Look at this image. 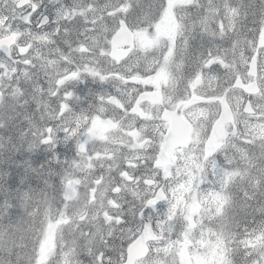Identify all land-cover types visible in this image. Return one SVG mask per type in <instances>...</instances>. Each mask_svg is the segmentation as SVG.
<instances>
[{
  "label": "flooded vegetation",
  "instance_id": "1",
  "mask_svg": "<svg viewBox=\"0 0 264 264\" xmlns=\"http://www.w3.org/2000/svg\"><path fill=\"white\" fill-rule=\"evenodd\" d=\"M63 2L68 3L69 0H63ZM18 3L26 7L29 0H18ZM44 6L49 9L50 14L55 8L60 7L59 4L50 3V0H44ZM0 13L7 14L3 7H0ZM69 20L72 18L69 17L62 22L59 37L53 35L29 38L27 32H11L0 25V29L7 33L6 35L0 34V40L7 37L16 38L10 54L16 56L17 60H20L22 56H29L37 65L32 69V72L36 73L39 70L38 83L44 88L43 92L39 88L33 92L32 82L25 83L21 80L20 88L26 89V92L21 94L20 91H15L11 95L12 100L18 102L15 105V110L21 111L29 118H48L55 121L62 118L63 121L70 119L67 130L72 135L68 139V144L70 148H77L79 151L80 171L77 177L82 181L79 187V197L83 205L90 208L95 205V202L100 203V207L96 208V211L106 218L105 223L110 230H113L115 226L131 223L133 213H139L140 220L151 218L155 222L163 212L159 210L160 207L162 206L164 210L170 204L171 190L178 177L177 170L184 159V153L185 156L189 155V159H193L191 161L194 169L191 172L193 174L191 178L193 189L196 185L208 189V185H203L199 179L203 165L202 162H198V158L202 161L208 157L205 147L210 134L207 139H204V134L205 132L211 133L215 122L209 129L206 114L215 112V104L223 99L217 93L225 89L226 85L223 80L219 82L214 80L210 84L206 80L195 82L197 87L193 89L192 97L197 96L202 99L197 104L207 107L198 109L196 116H193L192 113L185 115L190 107L182 111L187 122L192 125V138L187 147L175 150L174 155L178 162L171 167L169 176L166 177V166L160 163L159 158L171 126L167 117L176 112L181 104L179 102L173 104V98L184 94L179 80H173L174 67L170 66V75L165 81L162 75L158 80L153 79L156 78L155 74L158 73V70L152 74L153 72L147 73L148 70L147 72L144 70L147 67L144 66L125 67L136 58L137 52L141 49V44L137 39L135 54L131 58L123 60L115 59L112 56L114 36L107 44L102 37H94L87 48L70 51L69 47L62 42L65 39H70L73 45L76 42L75 35L66 36L63 32L65 25L70 27ZM72 22L75 23V20ZM32 28L34 32L40 31L35 24L32 25ZM45 31L50 32L51 28H47ZM108 45H110V49L105 51L104 48ZM18 46L23 47V52L20 55H17ZM144 47L145 49L149 48L148 44H145ZM127 49V47H122L121 50ZM101 54L104 55V58ZM4 56L6 54L0 52V57ZM95 57L98 61H95ZM99 61L103 62L99 64ZM82 66L92 74L86 77ZM132 69H138L140 79H130L128 73ZM85 78L87 79L86 84L84 83ZM0 79L3 80L4 85L9 83L6 76L0 77ZM32 79L33 82H36L35 76ZM76 81H79L78 92L82 98L79 101L73 98L75 93L69 96L64 95L67 88L77 87ZM12 83L15 84V81ZM125 89H127V93L123 96V102L118 95L94 96L90 94V92L120 93ZM145 89L149 90L145 91ZM3 90L0 88V91ZM57 90L60 95H52V92ZM138 90L139 95H137ZM197 90L199 94H196ZM228 92L231 93V91ZM144 93H156L157 95L142 98ZM7 97L6 94L0 95V105L7 101ZM133 97H135L134 101ZM61 99L66 100L67 103H59ZM129 102H131L130 106ZM21 103H26V106H20ZM85 104L92 106L86 107ZM151 125H155V127ZM206 125L207 127L204 128ZM232 125V131L235 132V122ZM226 128L228 131V125ZM151 137H160V139ZM238 154L236 151L235 158L239 157ZM160 192L167 195V201L159 204L158 212L154 213L148 204ZM165 244L167 243H157L156 245ZM157 246H151L152 252L148 260H142L136 264H148L152 257H155L153 254L156 253ZM161 255L167 264H172L169 257L167 258L163 253Z\"/></svg>",
  "mask_w": 264,
  "mask_h": 264
},
{
  "label": "snow or ice",
  "instance_id": "2",
  "mask_svg": "<svg viewBox=\"0 0 264 264\" xmlns=\"http://www.w3.org/2000/svg\"><path fill=\"white\" fill-rule=\"evenodd\" d=\"M50 3L60 5L51 14L49 9L44 6V0H29L26 7L20 5L18 0H0V7H3L7 13H0V25L11 32H27L29 38L53 35L59 37L62 22L71 17L75 23L69 20L70 27L65 25L63 32L66 36L75 35V45L70 39H65L62 42L69 47L70 51H78L81 48H87L94 37H102L107 44L111 37L120 31L121 25L130 32H134L141 26L154 25L169 11L176 12L178 31L175 42L164 41V47L159 50V55H151L145 59L158 61L152 73L154 74L160 68L169 67L164 57L168 55V49L172 48L173 80L178 79L184 91L183 95L173 98V104L187 103L193 96V89L197 87L195 83L197 80H206L209 84L213 80L224 81L226 88L217 93L223 97V101L215 104V112L207 124L210 129L212 123L220 118L226 107L233 112L237 127L233 132V125L228 124V135L223 146L202 161L198 158V162H202L203 165L199 177L200 182L203 185L211 186V188L202 189V191L206 193L207 191L222 190L226 175L243 170L234 164V153L242 147L240 144H236V140L244 141L257 129L264 128V47L257 51V44L264 38V16H261L255 4L237 5L227 2V0H223L222 3H216L215 0H206V2L189 0L183 5H174L173 0H69L68 3H64L63 0H50ZM239 17H244L245 22L239 21ZM249 18L250 23H246ZM238 23L239 31L234 27ZM33 24L40 31L34 32ZM47 28H51V31H45ZM0 34L6 35L7 33L0 29ZM241 40L245 42L243 49L238 47ZM226 44L227 46H225ZM109 49L110 45L104 48L105 51ZM4 51L8 53L7 49ZM22 52L23 47L18 46L17 55ZM33 55H35L34 52ZM229 56H231V61ZM254 59L255 64L253 65ZM136 60L139 62L138 57ZM233 62L238 65L234 72L231 71ZM36 67L37 65L29 56H22L20 60H17L16 56L8 53L6 56L0 57V77L6 76L9 82L4 85L3 80L0 79V88L4 89L0 91V95L11 96L15 91L24 94L26 89L20 88L21 80L25 83L32 82L33 92L37 88L43 92V85L38 83L39 70L36 73L32 72V69ZM125 67H131V63L126 64ZM134 74L135 72L128 73V75ZM33 76L36 77V82H33ZM12 81H15V84ZM46 83L49 82L46 81ZM84 83H87L86 78ZM75 84L77 87L67 88L64 95L69 96L75 93L73 98L79 101L82 99L78 92L79 81H76ZM253 87L256 91H250ZM147 90L149 89H145V91ZM228 90H231L230 94ZM126 93L127 89L120 93L90 92L94 96L118 95L122 102ZM196 94H199L198 90ZM52 95L59 96L60 92L53 91ZM137 95H139V90ZM132 99L134 101L135 97ZM59 103L63 104L67 101L61 99ZM130 104L131 102H129V106ZM206 107L202 104H195L187 109L185 115L192 113L193 116H196L198 109ZM62 126L63 118L56 123L40 126L39 131L43 133L41 139L48 135L45 129H54L56 137L59 138ZM151 126L155 127V125ZM240 126L243 127V133L240 132ZM209 134L210 132H205L204 139H207ZM151 138L160 139V137ZM242 150L244 153L248 151L246 147ZM64 157L65 160L68 159L67 152ZM55 159L60 160V157L55 155ZM43 167L44 164H41V168ZM261 186H264V179H261ZM34 193L35 190L29 188L27 191L19 193L18 201L22 202L25 197ZM0 208L5 209L9 217L17 214V204H12L7 200L0 203ZM159 210L163 211L162 206ZM147 222V220L141 219L137 228H142ZM251 231L252 235L260 234L264 237V219L256 221L255 227ZM253 260L256 264H264V260L259 258H253ZM242 261L243 264H253V261L244 258Z\"/></svg>",
  "mask_w": 264,
  "mask_h": 264
},
{
  "label": "trees",
  "instance_id": "3",
  "mask_svg": "<svg viewBox=\"0 0 264 264\" xmlns=\"http://www.w3.org/2000/svg\"><path fill=\"white\" fill-rule=\"evenodd\" d=\"M215 2L222 3L223 0ZM227 2L256 4L258 0ZM238 20L245 22L243 17ZM246 23H250V18ZM236 28L240 30L239 23ZM241 45L245 46L243 40ZM236 67L233 62L231 69L235 71ZM248 150L250 162L243 161L239 187H233L230 192L232 211L224 216L233 224V232H240L241 235L252 232L256 221L264 219V186H261V179H264V138L251 144ZM65 152L67 160L64 159ZM74 153L72 148L46 150L35 135L30 120L17 114L11 105H6L0 116V178H3L0 180V203L7 200L17 204V214L11 217L0 208V260L6 261V264H101L96 257L101 253L117 257L120 264L119 255L114 250L125 251L134 225L118 227L113 235H108V231L102 229L105 221L101 217L97 222L96 217L83 219L73 207H67L63 202L65 182L75 172ZM55 155L60 160H56ZM41 164H44L43 168ZM248 172L253 173V183L246 178ZM29 188L35 193L19 202V193ZM53 221L60 223L58 252L47 263L38 259L46 227ZM235 222H239L240 226ZM91 245H95L96 252L89 255L84 250Z\"/></svg>",
  "mask_w": 264,
  "mask_h": 264
},
{
  "label": "rangeland",
  "instance_id": "4",
  "mask_svg": "<svg viewBox=\"0 0 264 264\" xmlns=\"http://www.w3.org/2000/svg\"><path fill=\"white\" fill-rule=\"evenodd\" d=\"M188 2L189 0H173L174 5H183ZM151 26L147 29V32L143 30L138 32L135 31L141 44V49L140 53L137 55L139 62L136 60L137 57L131 62V67H139L141 61L144 59L145 62L149 64L146 68L149 72L154 71L158 61L145 58L151 55H158L159 50L149 51L145 49L144 45L150 42L151 45L158 44V46L161 47V45H164V41L174 43L178 31L176 17L173 11H169L166 16L161 17V19L155 23L154 27ZM100 42L102 43L103 39L100 40ZM218 42L220 41L218 40ZM239 48L243 49L244 45L239 46ZM141 53H144L145 56L142 57ZM171 55L172 48H169L168 55L164 57L169 67L160 68L158 73L156 72V78L154 77V80H158L161 75L164 77V81L168 79L170 75V66L174 67L171 65ZM101 56L104 58V55L101 54ZM95 61H98L96 57ZM103 61H99V64ZM98 65L95 66L98 67ZM82 70L86 77L92 74L88 69H84L83 66ZM225 79H227V76H225ZM213 113L214 111L206 114V120H209ZM206 127L207 125L204 128ZM235 127L237 126L235 125ZM240 132L243 133L242 126H240ZM49 135L53 136L56 141L58 140L56 133L52 135L51 132H48L47 138ZM263 138L264 128H259L254 133L247 136L242 143L246 145L250 144L254 139L260 141ZM238 141L241 140L237 139L236 144H238ZM237 152L239 153L238 156L242 158L240 154L241 150L237 149ZM234 156H236V152ZM183 157L184 159L180 164V168L177 170L178 177L174 181L175 184L171 190L172 198L169 202L170 204L164 208L162 214L159 215L155 221L156 228L166 237L165 243H167V245L161 248L157 247V252L153 255L155 257H152L148 264H167L161 253H164L167 258L169 257L172 264H211V261L213 264H230L227 251L219 252L222 248L221 238L213 239L210 234H215L214 232L210 230L201 231V228L207 219L215 218L216 215H224V210L231 208V199H227L225 191L235 177L237 181H240L243 170H240L239 176L235 173L226 175L224 177V188L222 190L217 192L207 191L205 193L202 191V189H205L203 186L199 187L196 185L193 189V182H191V178L193 177L191 172L194 170L192 168L193 163L191 162L193 159H189V155L185 156V153ZM250 158L249 153L244 160L250 162ZM243 168L244 165L241 161L239 169ZM246 178L249 182H254L252 172H248ZM209 188H211L210 185H208V189ZM98 207H100V203L96 202L95 208ZM139 230L141 231V229H137L132 232V239L136 238L140 232ZM193 237L194 239H192ZM238 241H242V244H244L245 247L243 248V252L247 255L249 261H253V264H256L253 258L264 260V237L260 234L252 235L251 233L244 239ZM115 262H117V260H115Z\"/></svg>",
  "mask_w": 264,
  "mask_h": 264
},
{
  "label": "water",
  "instance_id": "5",
  "mask_svg": "<svg viewBox=\"0 0 264 264\" xmlns=\"http://www.w3.org/2000/svg\"><path fill=\"white\" fill-rule=\"evenodd\" d=\"M134 40V34L123 25H121V30L115 35L113 39V56L117 59H125L130 56L135 48ZM13 42V38L2 40L0 42V50L7 49L9 51V49L13 45ZM122 46H130V49L121 51L120 47ZM259 47H264V38H262L261 42H259ZM252 63L253 65L255 64V59ZM250 91H256V89L253 87L250 89ZM199 100L200 99L193 98L188 103L181 104L178 112L170 114L168 116V119L171 122V129L168 136L166 137V142L160 156V162L166 163L168 170L175 163L173 159V150L186 146L192 133L191 125L186 123V121L182 117V110L185 107L193 105ZM233 120V112L225 107V110L221 113L220 119L214 125L211 137L207 143V156L223 146L224 141L227 138L225 126L226 124L233 122ZM168 170L165 173L166 175L169 174ZM79 184L80 180H74L68 183L64 193V200H66L67 202H72L76 199L78 195L76 187ZM164 199V195L160 194L157 199L150 202L149 206L155 209L156 205ZM56 239L57 225L51 224L47 229V240L49 243L54 244L56 242ZM157 240H160V238L156 236L152 224L148 221L147 223H145L142 235L129 248L128 260L126 264H135L136 261L146 258L149 254L148 243Z\"/></svg>",
  "mask_w": 264,
  "mask_h": 264
},
{
  "label": "clouds",
  "instance_id": "6",
  "mask_svg": "<svg viewBox=\"0 0 264 264\" xmlns=\"http://www.w3.org/2000/svg\"><path fill=\"white\" fill-rule=\"evenodd\" d=\"M255 5L259 10L261 16H264V0H258V3H256ZM0 264H6V261L0 260Z\"/></svg>",
  "mask_w": 264,
  "mask_h": 264
}]
</instances>
